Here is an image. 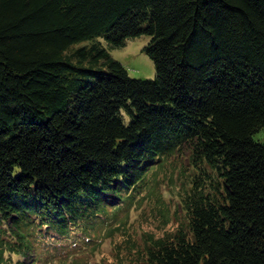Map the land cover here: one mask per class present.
<instances>
[{"label":"trees","instance_id":"obj_1","mask_svg":"<svg viewBox=\"0 0 264 264\" xmlns=\"http://www.w3.org/2000/svg\"><path fill=\"white\" fill-rule=\"evenodd\" d=\"M140 35L153 79L108 51ZM262 127L264 0H0V264L104 225L180 153L184 220L127 263L264 264Z\"/></svg>","mask_w":264,"mask_h":264},{"label":"rangeland","instance_id":"obj_2","mask_svg":"<svg viewBox=\"0 0 264 264\" xmlns=\"http://www.w3.org/2000/svg\"><path fill=\"white\" fill-rule=\"evenodd\" d=\"M149 39L146 35L128 38L123 46L108 51L125 65L129 76L153 79L154 62L141 50ZM252 135L264 143V127ZM186 162L180 153L157 164L147 176L145 191L104 225L99 224L84 234L77 232L75 238L69 237L59 247L51 245L56 241L50 239L36 243L38 255L34 264H128L130 259L127 258H135L145 234L157 236L183 222L184 210L179 199L188 186L191 171ZM131 246V252L127 254ZM16 258V254L8 253L5 260L12 263L17 261Z\"/></svg>","mask_w":264,"mask_h":264}]
</instances>
